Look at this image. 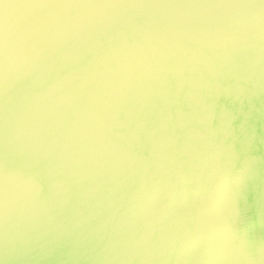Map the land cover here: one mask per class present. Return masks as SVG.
Here are the masks:
<instances>
[{
  "label": "water",
  "instance_id": "95a60500",
  "mask_svg": "<svg viewBox=\"0 0 264 264\" xmlns=\"http://www.w3.org/2000/svg\"><path fill=\"white\" fill-rule=\"evenodd\" d=\"M69 73L71 98L40 95ZM187 80L201 92L228 93L226 103L238 96L231 107L247 115V125L228 134L213 121L209 129L206 111L196 107L189 127L205 136L193 141L195 152L147 171L104 147L110 141L148 156L151 142L133 130L156 128L165 111H193L183 91L171 95ZM6 120L15 166L53 148L65 161L60 171L71 195L45 211L21 186L6 224L0 183V264H264L261 0H0V165ZM249 132L256 137L251 153L261 158L239 183L221 142ZM183 133L176 129L177 144ZM179 162L187 175L177 179ZM142 184L166 212L150 225ZM237 219L251 261L235 259Z\"/></svg>",
  "mask_w": 264,
  "mask_h": 264
},
{
  "label": "clouds",
  "instance_id": "9594fccd",
  "mask_svg": "<svg viewBox=\"0 0 264 264\" xmlns=\"http://www.w3.org/2000/svg\"><path fill=\"white\" fill-rule=\"evenodd\" d=\"M206 62V61H205ZM182 75V69H178ZM12 75L10 71V63L7 52H5L3 65V78L5 91H7L8 79ZM71 73L54 79L49 87L40 95L52 97L53 93H59L60 96L56 99L71 98V93L67 89V82ZM187 88L178 87L175 93L171 95L177 96L180 91H183V100L189 104L193 109L191 112H184L180 108L176 111L162 113L163 123L156 128L144 130L143 124H139L133 130V137L139 139L138 133L144 132V135L149 139L152 145V151L148 156L141 153L131 152L130 146L124 148L123 146H113L110 141L105 142L104 147L112 151L113 155H118L121 160L129 163H138L145 171L152 164H158L159 167H164V162H176L177 158L182 155L195 152L194 140L203 139L205 133L197 131L189 127L191 120L194 117V110L200 107L206 111L207 126L209 129L214 127L213 121H217L215 127H223L230 130L228 134H233L236 131L243 129L247 125V115L239 110H233L231 105L239 102L238 96H233L227 103L222 97L228 95L226 92H213L211 88L207 92H201V84L192 80H187ZM169 103H176L175 99L168 101ZM224 117H227L225 120ZM184 129V140L177 144L176 129ZM256 139L254 132H249L244 139L237 140L235 137L227 144H224L223 149L230 157V164L235 169L232 179L236 182L243 183L247 178L252 162L260 159L252 155L251 147L253 141ZM53 148L37 149L29 158L27 166L23 169L17 168L12 159V154L9 150V141L7 135V120L5 130V147L2 165H0V183L3 185V208L5 223L7 224L9 206L14 199L15 194L21 186H26L28 189V196L30 202L39 208L47 211L53 202L65 203L70 199L71 187L65 180L60 169L64 167L65 161L57 159L53 156ZM171 153V154H170ZM194 167V166H193ZM33 169H38L33 171ZM183 163H177L175 175L177 179L187 175L183 172ZM47 182H44V178ZM228 177H225L227 179ZM141 191L145 196L146 203L144 209L146 212L147 223L150 225L153 220L163 219L166 212L162 208H158L157 201L158 194H149L146 186L141 185ZM152 209V211H147ZM238 215V214H237ZM233 239L235 240V250L239 253L235 257L237 260L251 261L250 246L251 242L248 232L244 227L242 219H237L232 227ZM7 239V232L5 233ZM261 259L264 260V248L260 249ZM7 261V259H5Z\"/></svg>",
  "mask_w": 264,
  "mask_h": 264
},
{
  "label": "snow or ice",
  "instance_id": "6c2138e0",
  "mask_svg": "<svg viewBox=\"0 0 264 264\" xmlns=\"http://www.w3.org/2000/svg\"><path fill=\"white\" fill-rule=\"evenodd\" d=\"M262 5H264V0H261Z\"/></svg>",
  "mask_w": 264,
  "mask_h": 264
}]
</instances>
